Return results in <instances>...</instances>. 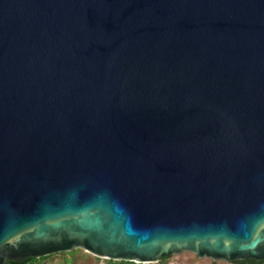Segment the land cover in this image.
Listing matches in <instances>:
<instances>
[{"label":"water","instance_id":"water-1","mask_svg":"<svg viewBox=\"0 0 264 264\" xmlns=\"http://www.w3.org/2000/svg\"><path fill=\"white\" fill-rule=\"evenodd\" d=\"M264 259V0H0V264Z\"/></svg>","mask_w":264,"mask_h":264},{"label":"trees","instance_id":"trees-1","mask_svg":"<svg viewBox=\"0 0 264 264\" xmlns=\"http://www.w3.org/2000/svg\"><path fill=\"white\" fill-rule=\"evenodd\" d=\"M188 252V251H186ZM192 253V252H191ZM195 255V260H199L197 254ZM171 256L161 258L157 264H170ZM205 258V257H204ZM218 259H213V262L216 263ZM145 264V263H136L133 261H125V260H111V259H103L97 256H94L81 248L74 249L72 251H64L57 252L53 254H49L40 258H36L33 256L25 258L23 261H15V260H6L4 264ZM232 263L235 264H264V259L257 262L255 259L248 260H235Z\"/></svg>","mask_w":264,"mask_h":264},{"label":"rangeland","instance_id":"rangeland-1","mask_svg":"<svg viewBox=\"0 0 264 264\" xmlns=\"http://www.w3.org/2000/svg\"><path fill=\"white\" fill-rule=\"evenodd\" d=\"M195 255L191 252H182L181 254L172 255L170 259V264H235L232 262H226L224 260H217L216 263L213 262L211 258H200L199 260H195ZM145 264H157V262L153 263H145Z\"/></svg>","mask_w":264,"mask_h":264},{"label":"built area","instance_id":"built-area-1","mask_svg":"<svg viewBox=\"0 0 264 264\" xmlns=\"http://www.w3.org/2000/svg\"><path fill=\"white\" fill-rule=\"evenodd\" d=\"M101 264H104V263H101Z\"/></svg>","mask_w":264,"mask_h":264}]
</instances>
